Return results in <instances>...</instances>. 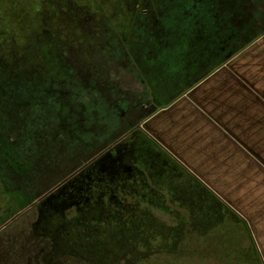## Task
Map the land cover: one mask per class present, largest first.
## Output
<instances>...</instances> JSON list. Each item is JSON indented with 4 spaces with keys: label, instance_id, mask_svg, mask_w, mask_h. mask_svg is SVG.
<instances>
[{
    "label": "trees",
    "instance_id": "1",
    "mask_svg": "<svg viewBox=\"0 0 264 264\" xmlns=\"http://www.w3.org/2000/svg\"><path fill=\"white\" fill-rule=\"evenodd\" d=\"M207 1L211 3V0ZM195 5V0H0V170L6 167L12 172L15 167V162L10 157L13 152L18 151L13 148L12 152L10 145L15 144L16 139L18 140L25 132L31 139L28 144V187H6L0 178L1 192L8 194L16 192L13 201H9L10 204L14 206V203L19 201L22 205L18 211L13 210L14 213L11 212L1 224L23 208L32 205L39 192L43 189L45 192L51 187L49 184L39 190L37 192L39 194L31 196L34 192H31L30 188H33L32 185L37 181L36 167L31 164L36 160L37 145L44 143L45 138L49 139L56 135V131L60 133L58 136L69 137L66 131L70 124L78 123L79 126L83 119L93 121L94 116L102 118L104 115L98 106L93 104L90 107L78 100L75 92L72 93L69 86L75 83L82 87V93L95 90H88L89 87L83 85V79H80L83 76L77 73L74 64L68 63L66 53L73 48L79 50L84 45L96 46L95 43L93 45V34L98 31L99 36L104 38L103 45L106 51L115 53L121 62L123 60V64L136 63L141 70L140 63L143 60L141 53L145 51H149L144 57L147 63V57L153 59L154 63L158 62L159 57L162 58L163 50L170 58L176 55L177 52H173L174 47L169 44V34L165 32L167 27L171 31L174 29L179 31L183 30L179 27L181 23L192 21L202 25L203 33L205 29L213 30L215 14L212 8L205 13L204 17L207 18L203 20V15H200ZM214 29L217 36L219 31L216 27ZM178 36L180 35L177 34L176 37ZM216 44L206 47L207 50L219 48L218 43ZM144 66L140 72L146 82L150 78L153 80L159 77L155 73V68H149L147 64ZM84 79L94 83L89 75ZM164 87L160 88L165 89ZM192 87L193 85L186 87L183 94ZM164 91H158L157 95H162ZM173 101H158L156 110L149 112L142 123ZM90 142L92 141L84 140L82 148L87 150L84 151V160L96 157V161L95 159L92 160L93 163L91 161L92 166H101L98 161L106 149L127 143L132 145L142 142L144 145H153L165 155L175 167L171 179L169 181L166 178L153 181L144 179L140 187L143 190L158 191L161 202L153 206L173 216L176 225H167L146 208L149 202L140 200L134 193L129 199L130 202L124 205L120 203V198L116 194H111V204L113 206L120 204L122 210L112 221L115 236L124 233L130 239L137 240L130 242L127 250L119 245L110 244L107 251L105 247L102 249L99 245L100 248L95 250L93 255L89 254L88 246H81L79 253L75 251L72 253L84 256L83 258L94 256L95 260L106 258L112 261V264H129L132 256L139 255L141 257L138 258L142 260L152 255L179 257L189 253L190 248L193 250L190 249L191 254H194V244L190 242L197 240L199 236L202 238L212 236L216 229L224 228L232 220V216H235L225 203L159 147L144 130V123L142 126L140 123L127 125L97 147L93 144V150L86 149L91 146ZM88 165L80 169L77 175L64 185L68 187L74 183L76 186H82L89 171ZM0 174L4 176L1 171ZM65 177L66 175L60 176L53 182L61 181ZM109 185L110 189H113L111 181ZM26 189L32 194L27 195ZM167 196L168 205L165 206ZM124 206L126 209L121 208ZM102 231L101 229L94 238L104 237ZM79 232L86 241L89 240L90 236L88 237L86 231ZM179 232L181 233L177 235ZM74 243L72 242L73 245ZM204 248L210 249L208 246ZM121 251H124L125 255H122ZM196 252H199L198 246Z\"/></svg>",
    "mask_w": 264,
    "mask_h": 264
},
{
    "label": "rangeland",
    "instance_id": "2",
    "mask_svg": "<svg viewBox=\"0 0 264 264\" xmlns=\"http://www.w3.org/2000/svg\"><path fill=\"white\" fill-rule=\"evenodd\" d=\"M195 4L200 15H203V20L206 17H204L205 13L210 10V7L212 8L211 10L215 14V27L219 31L217 36L215 35L214 24L213 30H211L212 28L205 29L204 33L202 25L192 23L190 20V23L179 25L183 30L176 31L174 29L171 31L167 27L168 29L166 28L165 32L169 34V44L174 47L173 52H177L176 55H172V58H170L163 50L162 58L159 57L158 62L154 63L153 59L147 57V63L144 57L149 51L141 53V57H143L140 63L141 67L145 68L144 64H147L149 68H155V73L159 76L153 80H150L152 79L150 78L146 82L142 72H140L142 68L140 70L136 63L123 64V60L121 62L115 53L106 51L103 45L104 38L99 36L100 32L98 33V31L93 34V45L95 43L96 46L87 47L84 45L79 50L73 48L66 53L68 63L74 64L77 73L83 76L80 78L83 79V85H87L88 90H95L90 93H82V87L75 83L69 86L72 93L75 92L79 97L77 99H80L86 105L90 107L93 104L98 106V109L104 115L102 118L101 116H94L93 121L83 119L84 121H81L82 123L79 126H77L78 123L76 125L70 124L68 131H66L69 137L65 135L58 136L60 133L56 131V135L49 137V139L45 138L44 143L37 145L36 160L31 163L35 165L37 171H35L37 181L32 185L33 188H30L34 194L27 189L25 193L33 196L49 184L51 187L45 192H43V189L39 192L40 194L37 193L39 195L33 201V204L19 211L23 215L17 220V223L26 222V224L23 223V227L27 228L30 239L33 238L31 236L33 235L32 223L36 221L37 215L40 214L35 205L96 158L84 160V151H87L82 148L84 147V140L92 141L90 142L91 146L86 149L93 150V144L97 147L98 144L109 140L127 125L140 123L142 126L144 123L142 121L146 115L156 110L158 101H173L178 95L183 94L186 87L194 86L212 70L225 63L237 52L264 34V0H211V3L207 0H195ZM177 34L180 36L176 37ZM216 43H218L219 48L207 50L206 47H211V44L216 46ZM88 75L93 78L94 83L85 81L84 78ZM162 86L166 88H160ZM162 90H165L163 94L157 95L158 91ZM102 119L104 120L102 121ZM26 134L25 132L18 140L16 139L15 144L12 143L9 147L12 152L13 148L18 151L13 152L10 157L15 162L13 173L6 167L0 170L5 176H0L3 179L2 184L6 187L27 188L29 185L27 164L29 163L28 144L31 139ZM65 175L66 177L63 180L53 182L59 179L60 176ZM15 194L16 192L10 194L1 192L0 187V225L3 220L10 216L9 214L13 210L22 208L19 201L14 203V206L10 204L16 196ZM157 215L162 221H166L169 226L172 225L170 223L171 219L161 213ZM113 228L114 224L110 221V225H107L102 231L104 237L87 241L82 233L79 231L77 233L75 229L73 230L72 239H69L66 235L60 236L59 248L66 251V253H70V251L79 253L81 246H88L89 254L93 255L94 251L100 246L102 249L105 247V251H107V246L110 244L119 245L127 250L130 242L137 240L136 238L130 239L124 233L115 236ZM15 229H21V226L17 225ZM70 240L73 243L75 242L71 247L68 245ZM79 243H81L80 246H78ZM190 244H194V254H191L192 248H190L189 253L187 252L179 257L152 255L148 259L142 260L138 258L141 257L140 255L132 256L133 259L129 264H223L221 262L199 261L201 256H198V252H196L197 240L190 242ZM210 249L212 250L213 247ZM121 253L125 255L124 251H121ZM93 264H112V261L102 258V260L96 259Z\"/></svg>",
    "mask_w": 264,
    "mask_h": 264
},
{
    "label": "crops",
    "instance_id": "3",
    "mask_svg": "<svg viewBox=\"0 0 264 264\" xmlns=\"http://www.w3.org/2000/svg\"><path fill=\"white\" fill-rule=\"evenodd\" d=\"M144 130L235 215L197 238L199 261L264 264V34L147 118Z\"/></svg>",
    "mask_w": 264,
    "mask_h": 264
},
{
    "label": "flooded vegetation",
    "instance_id": "4",
    "mask_svg": "<svg viewBox=\"0 0 264 264\" xmlns=\"http://www.w3.org/2000/svg\"><path fill=\"white\" fill-rule=\"evenodd\" d=\"M106 153H110L116 160L114 164L104 163L98 167L91 165L94 161L90 162L82 186H76L74 183L68 187L64 185L77 175L75 174L50 192L55 194L53 198L40 203L50 195L47 194L38 202L40 205H35L40 214L32 223L33 238L30 239L27 228L23 227V223L26 222L17 223L23 215L21 212L0 225V264H93L94 256L83 258L84 256L74 254L72 251L70 253L62 251L59 248L61 237L66 235L72 239L73 230L76 229L77 232L86 231L89 239H95L94 236L110 225V221L122 212L120 204L118 206L111 204V194H116L120 198V203L124 205L130 202L129 199L134 193L140 200L149 202L146 208L154 215L159 217L157 214L161 213L171 219V226L176 225L173 216L166 215L153 206L160 201L161 195L158 191L143 190L140 187L144 179L153 181L166 178L169 181L171 173L175 170L170 160L153 145H144L142 142L114 146L106 149L102 155ZM109 181L113 183V189H110ZM165 198L166 206L168 196ZM125 207L121 208L126 209ZM17 225L21 226V229H15ZM34 241L37 242L33 243ZM72 242V240L68 242L70 247Z\"/></svg>",
    "mask_w": 264,
    "mask_h": 264
},
{
    "label": "water",
    "instance_id": "5",
    "mask_svg": "<svg viewBox=\"0 0 264 264\" xmlns=\"http://www.w3.org/2000/svg\"><path fill=\"white\" fill-rule=\"evenodd\" d=\"M110 163L111 165L114 164L116 162V160L113 158V156L110 153H106L105 155H103L98 163L102 166L104 165V163ZM55 196V194H50L49 196H47L43 201H41L40 203H45L47 200H50L51 198H53ZM39 203V204H40Z\"/></svg>",
    "mask_w": 264,
    "mask_h": 264
}]
</instances>
